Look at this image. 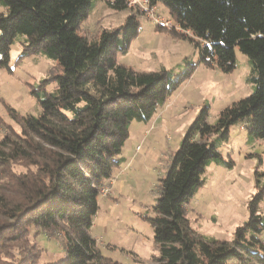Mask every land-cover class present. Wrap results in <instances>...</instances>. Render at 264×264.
I'll use <instances>...</instances> for the list:
<instances>
[{
  "label": "trees",
  "instance_id": "1",
  "mask_svg": "<svg viewBox=\"0 0 264 264\" xmlns=\"http://www.w3.org/2000/svg\"><path fill=\"white\" fill-rule=\"evenodd\" d=\"M102 1L115 10L131 9L125 0ZM149 1L166 6L182 31L155 28L188 39L207 67L229 74L236 69L237 51L246 55L255 85L250 96L224 108L214 125L205 108L184 137L160 181L155 216L143 217L160 249L149 264H264V215L258 213L263 191L250 201V218L231 239L199 234L185 215L209 164L222 160L217 142L228 141L233 126L264 139V0ZM0 4L7 9L0 14V68L11 71V46L23 35L20 60L40 53L53 59L56 66L43 84H57L56 94L38 98L39 117L9 109L19 130L0 119L5 129L0 139V264H39L41 234L61 236L66 260L60 264H120L103 256L90 233L102 191L125 162L132 124L149 123L158 105L192 76L194 66L173 81L166 70L138 72L119 64L117 56L127 54L139 36L136 14L122 27L89 38L79 30L91 0Z\"/></svg>",
  "mask_w": 264,
  "mask_h": 264
},
{
  "label": "rangeland",
  "instance_id": "2",
  "mask_svg": "<svg viewBox=\"0 0 264 264\" xmlns=\"http://www.w3.org/2000/svg\"><path fill=\"white\" fill-rule=\"evenodd\" d=\"M91 1L89 16L79 30L83 36L95 38L103 30L122 27L132 14L138 17L139 36L127 54L117 56L119 64L138 72L166 70L173 81L194 66L192 76L158 105L149 123L132 124L122 154L125 162L106 181V192L100 197L90 230L104 257L120 264H149L160 255V249L153 227L143 217L155 216L161 179L205 108L209 109L208 122L214 125L224 108L254 92L255 85L250 81L252 65L246 55L237 51L236 69L232 73L209 68L201 62L199 49L188 39L157 30L149 17L137 14L138 10L119 11L102 0ZM0 14H7L1 4ZM157 15L172 20L168 8L162 4L157 7ZM25 41V36L17 35L11 46V71L0 68V119L16 130L20 127L9 109L22 116L39 117L42 108L38 98L57 93L56 82L43 84L56 62L41 53L20 60ZM4 134L5 129L0 127V139ZM217 148L222 160L209 164L202 176L203 186L185 206V215L199 234L231 239L235 230L249 220L250 201L264 192V139L255 140L245 127L236 125L230 130L229 140L217 142ZM229 162L233 163L232 169L227 167ZM258 213L264 215V197ZM59 237L39 236L37 242L44 249L39 264H60L66 260Z\"/></svg>",
  "mask_w": 264,
  "mask_h": 264
},
{
  "label": "built area",
  "instance_id": "3",
  "mask_svg": "<svg viewBox=\"0 0 264 264\" xmlns=\"http://www.w3.org/2000/svg\"><path fill=\"white\" fill-rule=\"evenodd\" d=\"M108 1H111L113 3L115 0H108ZM125 1L129 8L136 9L142 12L147 17H149L153 21L155 27H164V28L177 27L180 29V27L176 25L174 22H172V20H168L157 15V7L151 6L149 0H125ZM139 149L140 148L138 147V150ZM105 192L106 190L104 191L103 189L102 193Z\"/></svg>",
  "mask_w": 264,
  "mask_h": 264
},
{
  "label": "crops",
  "instance_id": "4",
  "mask_svg": "<svg viewBox=\"0 0 264 264\" xmlns=\"http://www.w3.org/2000/svg\"><path fill=\"white\" fill-rule=\"evenodd\" d=\"M158 7V6H157ZM111 184L113 185V182H111Z\"/></svg>",
  "mask_w": 264,
  "mask_h": 264
}]
</instances>
